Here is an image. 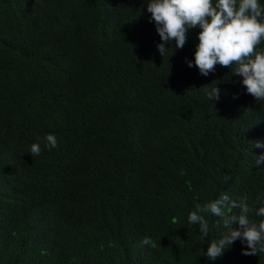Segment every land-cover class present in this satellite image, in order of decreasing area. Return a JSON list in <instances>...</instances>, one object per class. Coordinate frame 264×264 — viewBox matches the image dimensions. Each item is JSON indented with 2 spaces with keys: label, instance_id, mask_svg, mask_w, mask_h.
<instances>
[{
  "label": "trees",
  "instance_id": "obj_1",
  "mask_svg": "<svg viewBox=\"0 0 264 264\" xmlns=\"http://www.w3.org/2000/svg\"><path fill=\"white\" fill-rule=\"evenodd\" d=\"M150 16L146 0H0V264H264L240 240L208 260L220 218L206 240L187 219L225 193L264 206V102L228 67H188L198 28L161 56Z\"/></svg>",
  "mask_w": 264,
  "mask_h": 264
},
{
  "label": "clouds",
  "instance_id": "obj_2",
  "mask_svg": "<svg viewBox=\"0 0 264 264\" xmlns=\"http://www.w3.org/2000/svg\"><path fill=\"white\" fill-rule=\"evenodd\" d=\"M149 22L155 23L161 38L157 49L164 57L169 42L174 41L175 50L183 49L190 30L199 29L198 43L193 60L186 58L188 67H196L202 76L216 71L217 65L231 69L232 75L242 78L247 94L257 102H264V51L257 50L264 38V5L258 0H146ZM221 89L218 86L206 90L209 100L218 101ZM238 93L233 98H238ZM46 147L55 148L58 140L54 134L45 137ZM251 148H264V140L251 141ZM41 146L33 143L30 154H41ZM256 165L264 164V154L256 156ZM180 175H186L181 170ZM227 179V177H226ZM259 199V198H258ZM233 210H238L233 212ZM264 217V206L253 209L246 196L232 199L228 194L203 205L197 203L188 216V222L198 225L199 233L206 240L210 232L207 215L220 218L217 227L224 233L219 239L208 243L204 256L216 260L235 241L247 247L242 255L264 253V220L258 223L250 219V213ZM152 243L145 236L141 244Z\"/></svg>",
  "mask_w": 264,
  "mask_h": 264
}]
</instances>
